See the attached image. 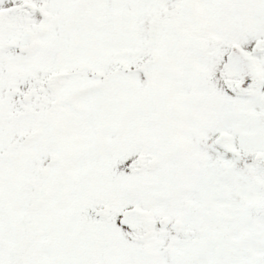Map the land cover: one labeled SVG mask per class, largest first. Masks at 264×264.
Returning a JSON list of instances; mask_svg holds the SVG:
<instances>
[{
    "label": "snow or ice",
    "instance_id": "obj_1",
    "mask_svg": "<svg viewBox=\"0 0 264 264\" xmlns=\"http://www.w3.org/2000/svg\"><path fill=\"white\" fill-rule=\"evenodd\" d=\"M0 264H264V0H0Z\"/></svg>",
    "mask_w": 264,
    "mask_h": 264
}]
</instances>
